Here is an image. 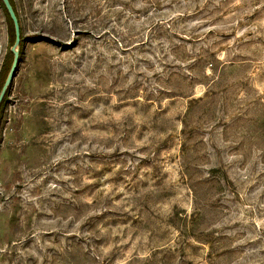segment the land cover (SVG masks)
Returning <instances> with one entry per match:
<instances>
[{
    "label": "rangeland",
    "instance_id": "1",
    "mask_svg": "<svg viewBox=\"0 0 264 264\" xmlns=\"http://www.w3.org/2000/svg\"><path fill=\"white\" fill-rule=\"evenodd\" d=\"M9 1L0 264H264V0Z\"/></svg>",
    "mask_w": 264,
    "mask_h": 264
},
{
    "label": "water",
    "instance_id": "2",
    "mask_svg": "<svg viewBox=\"0 0 264 264\" xmlns=\"http://www.w3.org/2000/svg\"><path fill=\"white\" fill-rule=\"evenodd\" d=\"M5 9L7 10L9 17L12 21V26H13V32H14V40H13V44L9 47L10 52L12 53V62L11 65L9 67V70L6 74V77L1 85L0 88V102L8 88V85L10 84L15 70H16V63H17V59H18V44L20 41V36H19V25H18V20L16 18L15 12L12 8V5L10 3L9 0H1Z\"/></svg>",
    "mask_w": 264,
    "mask_h": 264
},
{
    "label": "trees",
    "instance_id": "3",
    "mask_svg": "<svg viewBox=\"0 0 264 264\" xmlns=\"http://www.w3.org/2000/svg\"><path fill=\"white\" fill-rule=\"evenodd\" d=\"M0 10L2 12L4 22H5L6 40H7V47H6L4 56L2 58L1 66H0V88H1V85L6 77V74L12 62V53L10 52L9 47L13 44L14 32H13L12 21L1 0H0ZM6 94H7V90L0 102V114L3 108V104L6 100Z\"/></svg>",
    "mask_w": 264,
    "mask_h": 264
}]
</instances>
